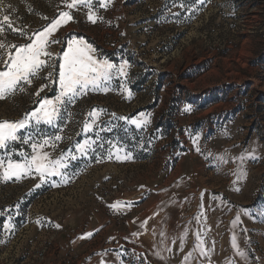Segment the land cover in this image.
<instances>
[{"label": "rangeland", "instance_id": "rangeland-1", "mask_svg": "<svg viewBox=\"0 0 264 264\" xmlns=\"http://www.w3.org/2000/svg\"><path fill=\"white\" fill-rule=\"evenodd\" d=\"M69 2L2 0L0 22L9 15L13 27L3 23L0 42H30L69 11L53 58L81 37L94 58L127 62V74L112 71L52 125L30 120L0 148V264H264V0H93L96 23ZM57 79L21 81L0 99V122L55 100ZM41 151L62 160L63 177L41 182L33 168L4 178L10 160Z\"/></svg>", "mask_w": 264, "mask_h": 264}, {"label": "snow or ice", "instance_id": "snow-or-ice-1", "mask_svg": "<svg viewBox=\"0 0 264 264\" xmlns=\"http://www.w3.org/2000/svg\"><path fill=\"white\" fill-rule=\"evenodd\" d=\"M100 7H106L109 0H96ZM202 2V0H200ZM2 4V0H0ZM78 5L89 8L88 20L92 23H96L98 17L91 10L93 7V0H71L67 3L68 9H74ZM175 7L184 8L183 2ZM177 15V13H174ZM73 20V16L69 11H62L59 13L58 18H54L51 23L47 24L42 30H38L33 33L32 37H27L26 42L23 45H8L0 42V49L6 47L14 49V52L9 51L7 53V59L2 60L4 70L0 71V99H4L6 94L13 93L17 88L21 91L24 89L20 87V82L23 81L31 86L33 79L43 78L46 80H52L53 72L58 71V79L52 81L58 83L60 92L55 100L47 97L37 100V107L30 113H26V119L18 122L2 121L0 122V148H5L8 141H15L18 139L16 135L17 131L27 127L28 121L35 120L36 124L41 123L45 125H52L54 120L60 114V107L64 103L73 102L74 98L86 90L90 85L97 86L99 82L108 80L111 78V73L114 70L119 71L120 75H126L127 62L122 64L119 69L107 60H98L94 58L91 53L94 51L91 44H88L81 37H69L66 39V49L62 50V57H54V54L48 51L50 44L61 43L57 40L54 33L62 24H67ZM3 23H7L9 28H12L11 17L9 15L3 16V21L0 22V33L4 31ZM16 29L13 28V31ZM21 35H25L21 33ZM52 66V71H49L47 76L40 77V73ZM48 87L47 84L41 85L40 90L35 93L37 97L40 96V92L44 88ZM98 111L93 109L90 115L97 113ZM141 116H144L141 113ZM120 119H126L120 117ZM130 123L134 124L137 128H140L148 123L147 117L141 121L131 120ZM85 131H91L88 123L84 125ZM56 140H60V136L55 137ZM29 140H25L28 143ZM49 144V139L44 138L42 142L32 143L33 152L37 149L43 150V148ZM91 147L88 141L83 144H77L76 149L82 154L87 152ZM127 158V157H126ZM71 159H76L75 155ZM47 161V163H45ZM62 160L52 161L47 152L41 151L39 155H33L30 162L20 163L16 161H9L7 169L4 173L5 179H11L13 176L20 178L23 175H28L33 171V168L39 175L41 182H47L49 177L61 176L63 172L60 170ZM4 166V161L0 160V168ZM63 167H67L66 164ZM36 187H40L39 184ZM116 205H112L115 207ZM7 227V225L5 226ZM59 227V225H57ZM90 235V234H88ZM242 255V254H241Z\"/></svg>", "mask_w": 264, "mask_h": 264}, {"label": "trees", "instance_id": "trees-1", "mask_svg": "<svg viewBox=\"0 0 264 264\" xmlns=\"http://www.w3.org/2000/svg\"><path fill=\"white\" fill-rule=\"evenodd\" d=\"M35 108V105H33L32 107L29 108V110H33Z\"/></svg>", "mask_w": 264, "mask_h": 264}]
</instances>
